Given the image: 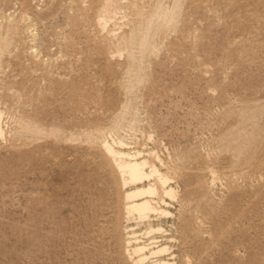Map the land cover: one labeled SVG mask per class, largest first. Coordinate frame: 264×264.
Returning a JSON list of instances; mask_svg holds the SVG:
<instances>
[{
	"label": "rangeland",
	"instance_id": "obj_1",
	"mask_svg": "<svg viewBox=\"0 0 264 264\" xmlns=\"http://www.w3.org/2000/svg\"><path fill=\"white\" fill-rule=\"evenodd\" d=\"M0 129V264H135L125 231L165 246L140 264H264V0H0ZM116 140L167 214L126 212Z\"/></svg>",
	"mask_w": 264,
	"mask_h": 264
},
{
	"label": "bare ground",
	"instance_id": "obj_2",
	"mask_svg": "<svg viewBox=\"0 0 264 264\" xmlns=\"http://www.w3.org/2000/svg\"><path fill=\"white\" fill-rule=\"evenodd\" d=\"M1 134V129H0ZM115 145H105L104 150L109 163L118 172L122 183V195L124 199V209L126 212L137 214L138 217H148V214L154 210L159 214H167L168 210L165 205V197L172 198L175 194V187L170 183V177L167 174V168L162 160L155 154L153 150L142 151L135 147L127 146L122 140H116ZM149 157L151 160H148ZM148 165L149 174L153 177L154 183H144L148 174L144 171V166ZM147 167V166H146ZM147 167V168H148ZM161 167H164L161 170ZM212 173V179L216 178ZM121 190V189H120ZM158 198L155 202V198ZM127 227V226H126ZM148 232H163L160 226L155 229L151 225L147 227ZM125 253L127 257L135 264H140L147 258L146 254L158 253L165 250L163 244L151 241L153 246L148 252L144 251V245L138 242L131 244V240L136 241V233L125 231Z\"/></svg>",
	"mask_w": 264,
	"mask_h": 264
}]
</instances>
